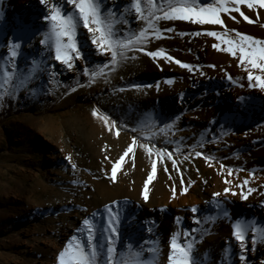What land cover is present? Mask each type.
<instances>
[{
  "label": "rangeland",
  "instance_id": "374dc122",
  "mask_svg": "<svg viewBox=\"0 0 264 264\" xmlns=\"http://www.w3.org/2000/svg\"><path fill=\"white\" fill-rule=\"evenodd\" d=\"M54 3L46 0V7L40 0H0V32L11 31V43L22 45L12 59L0 40V66L3 73H11L10 80L5 75L0 79V264H58L64 247L53 251L52 242L66 247L75 236L86 243L85 219L93 222L98 242L106 243L110 234L106 206L119 212L116 246L123 249L131 243L150 255L148 248L156 241L160 248L156 264H169L170 238L177 232L182 242L196 239L198 264L199 260L203 264H264V242L256 232L264 228V115L242 103L241 96L235 106L230 96L222 95L231 87L229 77L245 81V66L220 60L212 47L215 38L203 34L232 30L234 35L238 30L264 40L263 27H250L263 13L243 6L245 14L255 18L252 23L238 13H233L235 20L222 15L226 29L161 21L162 29L174 31H164L159 40L150 39L146 50L163 48L192 71L137 51L89 83L90 75L85 76L84 70L95 69L110 56L94 50L81 27L77 41L82 55L74 67L55 60L54 50L41 43L48 30L44 17ZM130 7V0H103L102 12L106 9L118 17L116 28L123 39L145 26ZM23 30L26 37L21 42ZM35 63L41 73L32 77ZM50 78L57 80V91L49 84ZM28 83L32 85L24 89ZM245 89L242 85L239 92L245 94ZM201 109L206 111L202 118L198 116ZM105 116L107 123L102 119ZM53 120L58 123L52 132L49 123ZM241 131L251 134V144L230 142ZM134 136V152L119 162ZM145 143L170 151L177 167L166 158L161 161L155 152L149 156L140 147ZM196 151L203 156L196 157ZM206 156L213 159L206 160ZM114 162L119 167L113 177ZM220 177L232 185L229 192L211 187L197 195L188 189L197 205L173 202L186 183L195 186V181L205 184V179ZM250 179L256 185L251 186ZM145 183L147 189L159 188L161 195L146 201L131 194L134 186L144 191ZM178 185L182 188L173 195ZM81 213L82 218L76 219ZM228 216L233 224L243 219L249 224L243 250L226 222ZM68 220L74 221L73 226H66ZM197 220L202 222L197 224ZM252 237L257 243H252Z\"/></svg>",
  "mask_w": 264,
  "mask_h": 264
},
{
  "label": "snow or ice",
  "instance_id": "6c2138e0",
  "mask_svg": "<svg viewBox=\"0 0 264 264\" xmlns=\"http://www.w3.org/2000/svg\"><path fill=\"white\" fill-rule=\"evenodd\" d=\"M41 4H46V0H40ZM66 5H71L72 10H66ZM103 0H56L52 4L48 15L44 17L47 23L48 30L44 34L41 43L46 44L50 50H54V58L60 63L66 65L69 69L74 67V61L81 58V48L78 45L77 35L78 30L83 27L91 34V43L96 46V50L100 55H109L110 60L102 62L95 69H85L84 75H90V81H94L97 77L105 76V69H115L116 66L129 58L128 53L142 51L154 60L162 59L168 63H175L182 68L192 71V67L183 63L179 59H175L169 55L163 48L148 51L145 45L150 39L159 40L163 37L164 31L172 32L174 29L166 27L162 29L159 25L161 21H188L193 24L216 26L226 29L222 15H227L233 20L236 16L233 13H238L243 17L244 21L252 23L253 20L242 10L246 6L249 10L264 9V0H213L212 3L206 0H161L156 3L155 0H130V10H134L136 16L144 22V27L141 28L138 34L123 39V33L116 28V20L118 19L111 11L104 10L102 12ZM22 23V22H21ZM122 23V22H121ZM230 31H205L203 34L214 37L217 41L212 45L218 51L227 52L233 57H237L241 66L247 65V79L250 85L258 87L264 91V40L256 39L251 35L243 34L235 30V34L231 35ZM201 32H196L195 35H201ZM20 43L13 42L9 44L10 57L14 59L18 55V49L21 48ZM134 58V57H133ZM214 67V65H210ZM258 71L260 74H254ZM5 79H11V73L5 71ZM231 79V77H229ZM255 81V84L251 82ZM167 83L171 84L169 80ZM73 91L76 89L73 88ZM97 115L95 111L92 113ZM107 123L108 117H102ZM167 127V126H166ZM132 131H138L132 129ZM163 131V129H162ZM137 144V138L134 136L131 145L126 149L123 155L119 158V162H123L125 157L134 152V146ZM142 147L151 156L153 152L163 161L165 158L172 161L173 168L177 167L176 160L173 159V154L167 149L154 148L149 143L141 144ZM179 151V149H177ZM196 157L203 156L200 151L195 152ZM188 156L184 159L188 160ZM206 160L211 161L213 157L206 156ZM70 159V158H69ZM107 159V157H106ZM119 167V163L114 162L112 168L113 177ZM224 165L221 164V168ZM75 168V165H73ZM165 171L167 167L165 166ZM156 172V162L152 164L153 175ZM229 175L232 171L229 170ZM152 175L148 177L151 181ZM183 183V180H181ZM228 183V181H225ZM248 181H244L247 184ZM147 183H145L144 199H148ZM240 187H243L241 185ZM230 189L226 188L225 193ZM253 189H249V192ZM187 192V188L183 189V193ZM182 193V194H183ZM236 195V193H232ZM175 195V189H173ZM219 196V193L215 194ZM247 198V194L243 195ZM108 212V229L110 233L106 237V243L100 244L94 235L93 222L85 219L83 223L88 226V235L86 243L77 241L73 236L72 241L58 254V264H156L159 258L160 248L158 242L153 241L151 247L148 248L150 255H145L144 250L138 246H133L131 243L123 249L116 246V238L119 235L117 225L120 223L118 210H114L112 206H106ZM196 213L198 209H192ZM225 216L227 212L225 211ZM202 221L197 220L199 224ZM249 224L242 221H236L233 225V235L239 242L240 248H246V239L248 238ZM259 233L260 241L264 242V228L256 229ZM184 237H188L189 233H183ZM181 233H174L170 238V255L168 256L169 264H198V257L195 255L196 239L193 238L188 242L181 241ZM252 243H257L255 237H252ZM75 242V243H73ZM244 260L243 255L240 256ZM199 264H203V260H199Z\"/></svg>",
  "mask_w": 264,
  "mask_h": 264
},
{
  "label": "bare ground",
  "instance_id": "6f19581e",
  "mask_svg": "<svg viewBox=\"0 0 264 264\" xmlns=\"http://www.w3.org/2000/svg\"><path fill=\"white\" fill-rule=\"evenodd\" d=\"M61 3H63V0H61ZM66 8H69V9L72 10V6L71 5H66ZM258 11L263 13V15L261 17L258 15L257 21L255 22L256 24L255 25H251L250 27H253V28L257 27L258 28L260 26V27L264 28V9H258L257 8V12ZM249 18L252 19L253 21H255V18H251V17H249ZM260 21H262V22H260ZM47 29H48V26H47ZM5 31L6 30H2L0 32V40L2 41V44H6V46L3 49H4V51L6 50V52H8V54H9V47L8 46H9V44H11V41L13 40L14 36H13V33L11 31H7V32H5ZM83 31L86 34V36L88 37L89 41L91 42V34H89L86 29H83ZM263 32H264V30H263ZM34 40L35 39H33L31 42H33L35 44ZM31 49L35 51V46L33 48L31 47ZM93 49L96 50V46L95 45L93 46ZM214 51L219 54V59L220 60H222V61H230V62H237V64H239V66L241 65L237 57H233L232 55H230L227 52L218 51L215 48H214ZM2 61H4L3 57H2ZM33 66H34L33 69L36 70V72H35V74L32 77H36L39 73H41V69H35L36 63ZM10 67L14 68V64H13L12 61L10 62ZM246 67H247V65H245V68ZM31 73H32V70H31L30 74ZM254 74L258 75L260 73L258 71H254ZM2 77H4V73L2 71V66H0V79ZM228 80L229 81L227 83H228V85L231 86L230 89L225 88L222 91V95L224 97H226V99H228L227 97L230 96V99H232V101H234V105L236 106L237 101H239L238 97L241 96L242 97V99H241L242 103L245 102V105L251 106L257 113L259 112V113L264 115V91H262L258 87H253V86L250 85V82L247 79V72L246 71H245V81H242L240 77L237 78V79H234V80H230V79H228ZM29 82H31V80ZM251 83L255 84L256 82L252 81ZM0 84H1V81H0ZM49 84L51 86H53L55 91L58 90V88H57V80H55L54 78H50V83ZM29 85H32V84L28 83L24 87V89H27L29 87ZM242 85H245V88H246L245 90H247V91H245V94L243 92H239L240 87ZM203 96L204 95H202L200 98H203ZM236 108H240V107H236ZM204 113H206L205 109H201L198 112V116L202 118ZM57 123L58 122H56L54 120L49 123L50 129L52 130V132L55 130V124H57ZM192 135H195V134L193 133ZM250 136H251V134H248L247 132H243V131L237 132L230 138V142H235V143H238V144H240V143L243 144L244 142L245 143L248 142L249 144H251V141L253 140V137H250ZM204 182H205V184L202 183V182H199V181H195V184H194L195 186H193L192 184L186 183L185 186L187 187V192L183 193V194H181V195H179V196H177L175 198H173V202L182 203L183 204V203H188L189 201H192L193 203H195L197 205L198 200L194 199V197L192 195H189L188 189H191V191H193L194 193H198L197 195H202V192H203L202 189H204L206 192H208V191H211V187H213V188L221 187V189H223V191L225 192L226 188L229 189V187L232 186V185L229 184V182L225 183V180H223V178H221V177L217 178V179L208 178V179H205ZM259 182H261V180H259ZM250 185L254 186V185H256V183L253 182L252 179H250ZM179 188L181 189L182 185H178V187L176 188L175 192H177L179 190ZM142 189H143V187H142ZM142 189H139V188L134 186V189L131 190V194L133 196H135L136 198H139L141 200H145L144 199V191ZM216 191H218V190H216ZM147 195H148V199L146 201H152L153 199H157V197H159L161 195V192H160L159 188H156V187L148 188L147 189ZM82 216H83V214L81 213L76 219H80V218H82ZM231 219L232 218L230 216H228L227 219H226V222H228V225H230V227L233 228L234 224L232 223ZM242 222H246V220L243 219ZM73 224H74V221H69L68 220L66 222V226L67 225L68 226H73ZM52 243H53V247H52L53 251H57L58 249H61L63 247L65 248L64 245L59 247L58 246L59 243L57 244V242H55V241L52 242ZM208 249H209V253H210L211 252V248H208ZM206 251L208 252V250H206Z\"/></svg>",
  "mask_w": 264,
  "mask_h": 264
},
{
  "label": "trees",
  "instance_id": "16d2710c",
  "mask_svg": "<svg viewBox=\"0 0 264 264\" xmlns=\"http://www.w3.org/2000/svg\"><path fill=\"white\" fill-rule=\"evenodd\" d=\"M23 31H24V32H23L21 38H19V41H21V42H23V40H24L25 37H26V30H23Z\"/></svg>",
  "mask_w": 264,
  "mask_h": 264
}]
</instances>
